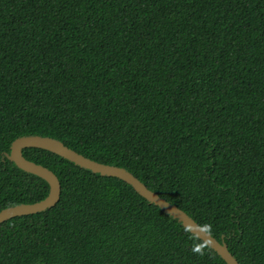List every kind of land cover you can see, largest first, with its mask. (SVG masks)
<instances>
[{"label": "trees", "instance_id": "1", "mask_svg": "<svg viewBox=\"0 0 264 264\" xmlns=\"http://www.w3.org/2000/svg\"><path fill=\"white\" fill-rule=\"evenodd\" d=\"M50 136L127 168L264 264V0H0V210L49 183ZM55 206L0 223V264H228L115 176L47 149Z\"/></svg>", "mask_w": 264, "mask_h": 264}, {"label": "water", "instance_id": "2", "mask_svg": "<svg viewBox=\"0 0 264 264\" xmlns=\"http://www.w3.org/2000/svg\"><path fill=\"white\" fill-rule=\"evenodd\" d=\"M38 147L52 151L75 164L90 169L102 175L115 176L123 179L134 187L149 202L158 205L167 214L178 219L183 226L205 241L228 264H241L230 251L227 242L222 237L217 239L211 232L201 226L192 216L178 205L162 197L149 188L141 179L125 167L104 163L74 150L59 139L37 134L23 135L13 140L10 152H5L8 159L14 161L21 169L44 178L50 186L48 195L33 203H20L0 210V223L20 215L33 214L55 206L61 197V182L57 174L49 167L28 159L23 149Z\"/></svg>", "mask_w": 264, "mask_h": 264}]
</instances>
